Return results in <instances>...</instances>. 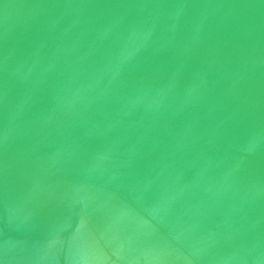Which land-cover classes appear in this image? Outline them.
I'll use <instances>...</instances> for the list:
<instances>
[{"label":"water","instance_id":"1","mask_svg":"<svg viewBox=\"0 0 264 264\" xmlns=\"http://www.w3.org/2000/svg\"><path fill=\"white\" fill-rule=\"evenodd\" d=\"M0 264H264V0H0Z\"/></svg>","mask_w":264,"mask_h":264}]
</instances>
